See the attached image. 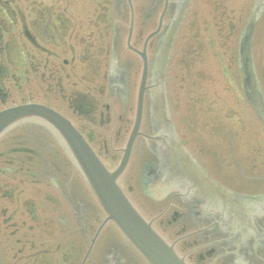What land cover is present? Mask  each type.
I'll return each mask as SVG.
<instances>
[{
	"label": "flooded vegetation",
	"instance_id": "1",
	"mask_svg": "<svg viewBox=\"0 0 264 264\" xmlns=\"http://www.w3.org/2000/svg\"><path fill=\"white\" fill-rule=\"evenodd\" d=\"M181 5L182 0H0V113L37 106L59 114L114 171L125 157L145 74L139 135L120 186L190 264H264V154L255 148L247 153L241 140L245 132L249 135V124L260 121L238 84L234 41L228 74H222V81L213 75L219 74L220 53L226 55L222 49L228 48V34L236 32L233 8L228 30L222 31L223 19L214 17L221 22L217 39L227 31L221 43L207 41L197 11L192 5L186 10L171 47L166 97L182 143L218 183L253 198L255 222L243 227L234 223L233 214L229 224L216 211L190 212L177 193L150 198L140 181V164L159 148L152 140L158 131L150 112L161 98L162 75L155 69ZM203 30L209 31L207 24ZM259 45L264 48V40ZM260 56L261 67L254 58L264 91V49ZM216 81L236 103L247 106L249 120L238 112L237 119L222 113L209 96L219 98ZM234 122L240 124L239 134ZM233 134L238 138L231 139ZM256 145L260 149L264 143ZM73 178L83 187L60 188ZM60 195L79 223L72 238L66 236ZM105 218L51 124L30 116L0 134V264H101L103 255L106 264H148Z\"/></svg>",
	"mask_w": 264,
	"mask_h": 264
},
{
	"label": "water",
	"instance_id": "2",
	"mask_svg": "<svg viewBox=\"0 0 264 264\" xmlns=\"http://www.w3.org/2000/svg\"><path fill=\"white\" fill-rule=\"evenodd\" d=\"M250 2L249 0H196L192 4V11L196 10L198 13V25L201 26V33L206 40L210 38L217 40L216 28L218 29L221 26H216L214 23L218 24L219 21L214 18L215 12L213 8L217 5L219 8L216 9V17L223 19V16H219L222 13H226L228 16L230 8L234 9L236 22L243 20V14L245 12L246 6ZM220 4H222L226 9H221ZM242 10L243 13H242ZM191 11V12H192ZM242 13V15H240ZM240 15V16H238ZM204 20H207V23H204ZM207 24L209 31L203 30V27ZM264 27V15L262 16L259 26L256 32V38L259 39V36L263 33L260 32V28ZM211 36V37H210ZM213 36V37H212ZM209 44V43H207ZM216 44V43H215ZM231 45L230 40L227 41L224 48L226 55L220 53L219 56V74H213L216 78L221 80L224 78L222 75L227 73L226 65L228 64V52L229 46ZM223 50V49H222ZM214 72V71H213ZM223 76V77H222ZM215 83L216 86L213 87L217 92L219 98H216L215 95L210 94L209 96L215 100L217 106L222 109V113L230 114V117L237 119V112L241 114L243 119H248L246 112L247 107L242 103H236L233 100V96H230V92L223 90L225 86L221 81ZM26 109H14L8 114H3L0 116V124H8L11 121L20 118L24 115ZM27 111V110H26ZM221 113V114H222ZM260 114V113H259ZM264 121V114H260ZM53 121L57 122L56 117L52 116ZM232 121H235V120ZM249 120V119H248ZM232 121L230 122L232 124ZM237 121V120H236ZM61 123L60 121H58ZM234 128L236 130L235 134L238 133V123L234 122ZM228 127V126H227ZM221 126H217L216 130H219ZM213 129V128H210ZM219 132V131H218ZM232 135V134H231ZM243 135V134H242ZM238 136L233 134L231 139H237ZM243 145L246 147L247 153L251 152L254 148L257 150L256 143H264V137L259 125L249 124V135L247 132L244 133V136L241 139ZM250 140L252 142H250ZM71 145L76 152L77 160L79 165L87 178L91 188L93 189L95 195L100 201L101 205L108 213L110 219H112L130 238V240L142 251L143 254L150 260L151 264H186L181 258L178 257L176 252L171 246H169L152 228L151 226L142 218L138 211L132 206L124 194L120 191L116 184L117 173L110 174L100 162L95 158L93 153L82 143L77 142L72 139ZM264 150V146L262 147ZM264 154V152H263ZM179 156L175 154L172 160H176ZM190 168L195 169V174H199L197 165L193 162H188ZM176 166H179L177 164ZM177 171H180L178 169ZM170 173H174L173 170ZM196 179V180H195ZM195 182L198 184V192L205 193V196L212 200L218 201H227L230 199V193L226 190H223L219 185L209 180L201 178L199 175L195 178ZM208 181V182H207ZM81 186V185H80Z\"/></svg>",
	"mask_w": 264,
	"mask_h": 264
},
{
	"label": "rangeland",
	"instance_id": "3",
	"mask_svg": "<svg viewBox=\"0 0 264 264\" xmlns=\"http://www.w3.org/2000/svg\"><path fill=\"white\" fill-rule=\"evenodd\" d=\"M76 182H77V180H75V179L73 181H70V182H67V181L63 182V184H66V186H62L60 184V188L63 187L65 189L68 187L70 190H72V189L77 190L78 188H82V186H80V185L76 186L75 185ZM29 184H26V186L28 185L27 187H29ZM57 199L63 207L62 211H63V216L66 220V227H67L66 236H69L72 238V237H74V233H76L79 229V223L76 220L75 216L72 214V212L69 211V207H68V203H67L66 198H64L62 195H60ZM73 199L79 200V197L74 198V196H73ZM124 261L126 264H132V263L128 262L127 260H124ZM106 262H107L106 256H104V255L101 256V264H106Z\"/></svg>",
	"mask_w": 264,
	"mask_h": 264
}]
</instances>
